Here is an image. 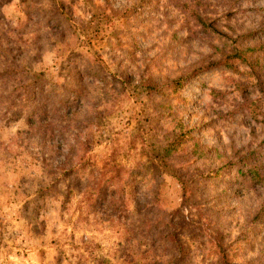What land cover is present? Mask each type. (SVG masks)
<instances>
[{
  "label": "rangeland",
  "instance_id": "374dc122",
  "mask_svg": "<svg viewBox=\"0 0 264 264\" xmlns=\"http://www.w3.org/2000/svg\"><path fill=\"white\" fill-rule=\"evenodd\" d=\"M0 75V264H166L143 226L151 199L180 228L181 264H219L215 242L264 264V223L250 226L264 185L224 197L219 222V163L189 156L194 140L264 154V0H0ZM179 79L187 142L170 151L179 126L151 83ZM36 81L49 108L34 122L58 111L33 130L9 93ZM77 92L74 114L56 104Z\"/></svg>",
  "mask_w": 264,
  "mask_h": 264
},
{
  "label": "trees",
  "instance_id": "16d2710c",
  "mask_svg": "<svg viewBox=\"0 0 264 264\" xmlns=\"http://www.w3.org/2000/svg\"><path fill=\"white\" fill-rule=\"evenodd\" d=\"M238 54V53H237ZM236 54V55H237ZM237 59H240L237 58ZM246 62V59H243ZM252 65V63H249ZM11 73H9V77ZM3 75H0L2 78ZM152 86L155 87V94L157 95L161 101L156 103L155 106L160 111L168 113L170 116L176 119L177 124L179 126L178 133H168L166 136V140L168 142L167 149L170 151H177L182 148L187 140L186 134L183 133L184 127L181 121L178 120L177 115L173 112L174 103L173 100L176 95H178L182 89V80H176L170 83L169 86L161 90L158 85L155 83ZM5 85V84H4ZM11 84H9L10 86ZM21 86V85H20ZM35 88H39L40 90L35 91L33 87L30 89L20 90V88L12 89L9 93L11 95V99H17V108L16 116H21L25 107H27V111L25 116L29 121L28 124L30 129H35L36 123L48 119L49 114H54L58 109L56 107L52 108L47 116L34 122L36 119L48 113L49 104L45 100V96L42 93L43 87L38 84L36 81L33 85ZM6 88V86H4ZM81 100V93L77 92L73 94L72 99L70 100L68 96L63 97L61 102H56L57 105L65 107L67 110L72 109V114L76 112L77 103ZM52 119V118H51ZM50 120V119H49ZM32 138H36L35 136H31ZM51 140H55V138L51 137ZM72 148V145H70ZM219 155L220 158L217 160H213L211 155ZM189 156L192 158L193 163H209L212 164L219 163L218 166L213 167V173L211 176V181L215 186H220L224 184V186L220 189L214 186L215 192L220 191L221 193H215L218 197H223L220 203L215 204L214 208L209 209L210 215L215 220L221 222L222 219L227 215L224 211L226 210L224 206L226 196H233L235 194L240 193V189H252L254 192L259 193L261 189H263L264 185V154H259L258 157L256 152H250L249 156L240 155L239 150H234L230 156H225L220 151L217 152L211 148L205 147L201 145L198 141H193L191 144V149L189 152ZM235 157L236 160L232 161V158ZM223 173H231L232 176L224 182L222 180ZM158 191L155 193L156 196ZM222 195V196H221ZM244 195V194H242ZM106 196V189L101 190L98 193L97 200L101 202L104 200ZM159 195H157L158 198ZM140 202L137 201V203ZM146 203V202H145ZM257 203V202H256ZM196 208V204H194ZM144 208H147V216H149L152 221H146L144 223L145 233L149 234L153 237L152 243L153 245L155 241H159L160 247L157 255L158 258H163L164 254L168 256V260L166 264H181L187 259V251L183 249L181 243L177 240L178 231L180 228H175L172 223V219L170 216H167L158 206L157 199H151L144 205ZM250 223L253 229V234L257 235L260 231H256V228L259 226L258 223H264V202L257 203L256 205L252 204V209L250 211ZM181 227V226H180ZM214 253L218 258L219 264H232L231 259H229L225 250H221L220 245L218 243H214ZM172 247V248H171ZM168 252V250H170Z\"/></svg>",
  "mask_w": 264,
  "mask_h": 264
}]
</instances>
